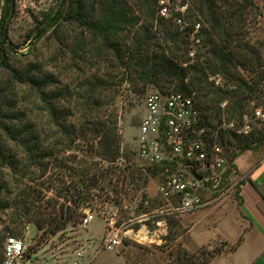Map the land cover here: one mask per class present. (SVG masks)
Instances as JSON below:
<instances>
[{
	"label": "rangeland",
	"instance_id": "1",
	"mask_svg": "<svg viewBox=\"0 0 264 264\" xmlns=\"http://www.w3.org/2000/svg\"><path fill=\"white\" fill-rule=\"evenodd\" d=\"M110 1L0 0V20L8 14L7 44L11 48L5 55L0 53V111L5 126L15 136L0 130V139L13 156L12 161L0 159V184L4 186L0 204L8 205L0 208V239L10 234L24 240V264H73L78 252L84 254L83 264H202L209 254L226 246L220 241L211 242V238L197 250L187 247L192 245L187 235L195 212L168 216L169 231L158 245L126 240V245L116 251L100 250L111 217L121 225L145 213H155L163 201L156 176L149 179L145 189L143 181L124 177L129 170L113 173L89 189L88 178L110 166L123 169L129 165L143 170L137 157V140L145 99L159 89H180V80L169 77L161 79L160 84L144 82L137 68L128 63V58L137 57L139 41L147 34L155 37V43L167 48L170 45L164 29L175 32L178 26L174 19L159 15L162 0H119L129 19L138 23L132 27L124 23L110 41L113 47L88 24L91 17L101 20L105 16ZM168 1L174 13L177 8L183 9L176 16L184 17L187 28H192L188 38L179 29L183 33L179 36V54L185 52L184 41L188 40L191 51L196 52L192 63L197 62V54L204 55L203 59L212 58L207 53L208 35L204 31L209 26L197 9L198 1ZM252 1L256 7L240 27L231 63L206 68L209 78L222 77L223 87H239L241 82L233 80L236 77L253 87V91L242 89L246 96L243 111L251 117V133L240 136L225 131L220 139L230 158L239 152L240 142L264 138V121L252 117L254 108L264 107V0ZM159 19L166 20V24L162 26ZM198 23L201 28L197 32ZM194 35L201 40L200 45L192 40ZM29 73L38 84L26 81ZM193 76L188 73L185 82ZM226 104L222 105L224 110ZM54 112L63 117L56 118ZM235 114V118L228 119L224 113V118L241 124L238 109ZM102 120L107 121L105 127H95ZM108 130L113 131L106 135ZM105 140L120 147L121 159L115 163L110 162L112 157L102 154ZM33 146L38 148L39 159L33 160L34 153L29 151ZM50 151L52 155L42 156ZM237 183L234 172L225 197L235 192ZM78 188L88 190L90 197L81 205L77 227L69 225L64 231L52 233L53 225L46 224L40 230L35 223L39 218H54L63 208L78 210L72 200ZM87 213L94 219L85 223ZM185 250L191 256L184 254Z\"/></svg>",
	"mask_w": 264,
	"mask_h": 264
},
{
	"label": "built area",
	"instance_id": "2",
	"mask_svg": "<svg viewBox=\"0 0 264 264\" xmlns=\"http://www.w3.org/2000/svg\"><path fill=\"white\" fill-rule=\"evenodd\" d=\"M170 1L160 2L159 15L172 18L181 31L188 23L184 17L176 16ZM197 32L201 24L196 25ZM192 40L200 45L194 35ZM195 50L190 51L194 57ZM210 82L223 87L222 77L210 76ZM255 119L264 121V107L253 111ZM215 125V123L212 122ZM225 131L248 136L252 131L251 117L245 114L241 124L223 118L215 127L207 123L198 105L196 91L156 90L148 94L144 103V115L139 126L137 157L142 167L156 170L159 178L158 191L162 206L155 213H145L130 222L118 224L111 217L105 227L100 250L116 251L126 245L125 241L143 244H160L169 231L168 216L193 213L212 205L225 189L213 192L221 176L230 168L231 158L226 155L220 139ZM225 144V142H224ZM94 216L87 213L85 223ZM27 247L22 238L9 235L4 243V257L0 264H24ZM84 254L78 252L73 264H83Z\"/></svg>",
	"mask_w": 264,
	"mask_h": 264
},
{
	"label": "trees",
	"instance_id": "3",
	"mask_svg": "<svg viewBox=\"0 0 264 264\" xmlns=\"http://www.w3.org/2000/svg\"><path fill=\"white\" fill-rule=\"evenodd\" d=\"M148 1V0H146ZM197 2V9L204 14L206 17V22L209 26V30H205V34H207V47L209 46V50L207 53L212 54V58L208 56L206 59H203L204 55L197 54L195 60L197 62L192 63L193 58L190 56L191 48L189 41L185 40L186 45L185 52L179 54L181 52V47L179 46V36L183 34L179 31V28L176 27V31L172 32L170 28L164 29L166 35L168 36L169 43L168 48L163 46L162 43L153 42L154 36L147 34L145 39L139 41L137 46V57L128 58L129 66L136 67V72L139 74V79L148 83L160 84L161 79L165 77L171 78V80H180L179 82V91L183 92H192L196 91V97L198 101V105L203 113V117L205 121L209 124L211 122V126L215 127L220 124L224 118V113L229 117L228 119L235 118V111L238 109L240 120L244 115V102L246 96L243 95L242 89H247L249 91H253V87L249 85L244 78L236 77L233 80H239L241 84L239 87L231 88L228 84H225V87H217L214 83L209 81L208 72L206 71L207 67H217L222 66L225 67L231 63V53L233 51V43L237 41L239 38L236 37L239 33L240 27L243 25L246 19V15L251 9L255 8L256 5L252 0H195ZM111 3H107V7L105 10V16L101 20H96L91 17L89 20V26L92 28L94 32H96L99 36H103L106 40V43H109L114 36H117L120 30L123 27V24L126 23L128 26H133L138 23V20L129 19V16L125 13V11L121 8V4L119 0H111ZM78 15V13H75ZM7 13L0 20V53L1 55H5L9 53L11 48H9L7 44ZM156 17H153L155 19ZM161 21V22H160ZM162 26L166 24V20H158ZM197 23L195 21L194 25ZM192 28H186L185 36L188 38L189 31L192 32ZM151 33V32H150ZM220 34L221 38L218 37ZM41 34H39L36 38H39ZM111 46L113 42L109 43ZM113 47V46H112ZM182 55V57H180ZM215 61V65L213 62ZM181 62V63H178ZM187 64V68L182 66ZM16 71V70H15ZM215 71L218 69L215 68ZM192 72L194 76L188 80L186 83L188 73ZM17 75L14 73V76ZM182 77V79H181ZM26 81H31L33 83L38 84L39 81L34 78L32 74L25 75ZM164 90V89H161ZM52 101L49 100L48 103ZM227 102L226 108L222 107V105ZM255 109V108H254ZM58 112V111H56ZM2 111H0V130L6 129L9 137H15L12 134L10 128L5 126V122L1 117ZM55 117L62 118V115H58L55 113ZM226 117V116H225ZM107 121H100L95 125V127H100L101 129L105 127ZM215 123L214 124H212ZM99 128V129H100ZM109 131V130H108ZM106 132V135H109L111 131ZM1 135V132H0ZM253 136V134H252ZM108 138V136H106ZM109 143H106V140L102 142L105 146L103 147L104 154L106 157H112L111 163H115L117 159H121L120 155V147L115 148L114 141L108 140ZM264 143V138H252L250 140H244L239 143L238 149L239 152L231 155L230 168L234 171L237 170V166L234 163L235 160L243 154L247 150H253L260 148ZM107 149V150H106ZM38 148L33 146L30 147V153H34L33 160L39 159L40 153L37 152ZM50 156L52 152H46L42 156ZM110 155V156H109ZM13 156H11V152L6 148V145L3 144V140L0 139V159L2 161H12ZM143 170L138 169L137 167H132L129 165H125L123 169L114 168L110 166L106 171H102L99 174H95L94 176L88 178L90 181V185L88 189L97 185L103 179L108 178L109 175L113 173H118L120 171L123 174V170H129L130 174L125 175L127 178L131 176L133 181H143L144 187L146 188L149 179L151 177H155L158 172L153 170L151 167H142ZM88 177V175H86ZM111 180V179H110ZM131 181V184H133ZM4 189V186L0 184V192ZM74 196L73 202L78 210H72L70 208L62 209L59 215L49 218H39L37 222H35L40 230H43L46 224L53 225V228L50 230L52 233H57L58 231H64L67 229L69 225L77 227V225L81 222L79 220V215L82 216V212L80 211L81 205L85 203L86 200L89 199V191L83 190L82 188H78L77 193ZM76 197V198H75ZM2 199H0L1 201ZM1 203V202H0ZM7 204H0V208H7ZM45 214V213H43ZM50 221V222H49ZM8 234L6 238L9 236ZM6 238L0 239V262L4 257V243ZM3 239L4 242H3ZM219 251H213L212 254H209L207 258L204 259L202 264H208L218 253ZM184 254L187 256H191L189 251L185 250Z\"/></svg>",
	"mask_w": 264,
	"mask_h": 264
},
{
	"label": "crops",
	"instance_id": "4",
	"mask_svg": "<svg viewBox=\"0 0 264 264\" xmlns=\"http://www.w3.org/2000/svg\"><path fill=\"white\" fill-rule=\"evenodd\" d=\"M234 163L235 192L229 197L222 193L217 202L193 213L187 235L192 245L187 247L197 250L212 238L226 248L208 264H264V145L245 151Z\"/></svg>",
	"mask_w": 264,
	"mask_h": 264
},
{
	"label": "water",
	"instance_id": "5",
	"mask_svg": "<svg viewBox=\"0 0 264 264\" xmlns=\"http://www.w3.org/2000/svg\"><path fill=\"white\" fill-rule=\"evenodd\" d=\"M234 170L232 168H228L221 176V181L216 188H211L213 192H219L226 188V186L230 183V178L233 174Z\"/></svg>",
	"mask_w": 264,
	"mask_h": 264
},
{
	"label": "flooded vegetation",
	"instance_id": "6",
	"mask_svg": "<svg viewBox=\"0 0 264 264\" xmlns=\"http://www.w3.org/2000/svg\"><path fill=\"white\" fill-rule=\"evenodd\" d=\"M228 186V185H227Z\"/></svg>",
	"mask_w": 264,
	"mask_h": 264
}]
</instances>
